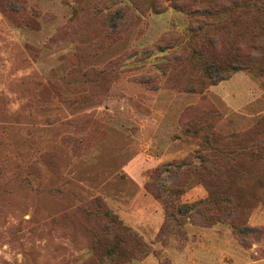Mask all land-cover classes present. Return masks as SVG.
I'll return each instance as SVG.
<instances>
[{"label": "rangeland", "instance_id": "1", "mask_svg": "<svg viewBox=\"0 0 264 264\" xmlns=\"http://www.w3.org/2000/svg\"><path fill=\"white\" fill-rule=\"evenodd\" d=\"M192 1L0 0V264H264L263 167L243 161L256 201L211 226L182 209L201 184L148 190L202 144L257 125L264 143V64L206 41ZM208 21L234 41L228 15ZM107 211L147 249L107 238Z\"/></svg>", "mask_w": 264, "mask_h": 264}, {"label": "trees", "instance_id": "2", "mask_svg": "<svg viewBox=\"0 0 264 264\" xmlns=\"http://www.w3.org/2000/svg\"><path fill=\"white\" fill-rule=\"evenodd\" d=\"M199 5L202 7L196 8L199 18L207 20L201 24L202 29H207L204 34L206 41H210V39L218 41L220 39L222 48L226 52L236 46V53L240 55L237 60L241 63L245 62L249 67L250 64H264V0H193L191 3L186 4L190 8ZM223 15H228L229 25L238 29L233 42H227L223 38L225 31L223 26H219L218 31L216 29L212 31L214 25L208 23L210 18H218ZM250 20L252 22L251 28H249ZM208 46L215 50L218 45L217 42H208ZM245 50H252V52L247 54L244 52ZM209 78L212 79L213 75L209 74ZM211 85H214V83H211ZM260 135L259 125L250 133L231 135L228 142L233 149L232 151L227 150L228 143H214L222 151L211 149L208 144L212 143L202 144L199 147L201 151L195 157L198 163H194L190 159L164 166L163 169H159L151 177L154 188L159 192L155 191L152 185L148 186V190L163 199L181 194L177 184L174 186L178 188L171 189L170 187L161 186L158 181L165 173L180 174L182 183L186 180V185L190 183L191 185L201 184L209 194L206 200L191 205L186 204L182 207L184 212L190 214L191 211H194L196 215L204 220L206 226L221 222L222 216L229 215L241 206H245L244 203L256 201L254 200L256 196L252 193L250 196L248 192L238 193L244 187L239 184V179H236L235 175L238 174V171L241 173L245 170L243 161L245 165L249 162L251 166L263 167L264 172V159L261 158V156H264V143L258 138ZM262 180L264 181V176ZM236 181L238 184H236ZM262 188L264 190V185H262ZM235 191L237 193H234ZM82 204H85L88 208L97 207L98 209L101 207L104 209L103 205L97 204L93 200L84 199ZM214 212H218V215H215ZM104 216L108 220L105 231L107 238L117 232L120 234L118 235L125 246L133 245L140 247V249H143V247L147 249V246L139 240L137 235L120 223L117 217H114L109 211L105 212ZM135 251L136 249H134ZM141 252L142 255H145L148 251Z\"/></svg>", "mask_w": 264, "mask_h": 264}]
</instances>
